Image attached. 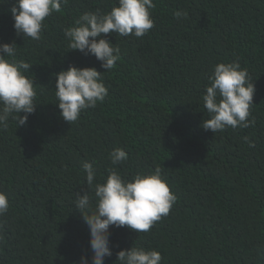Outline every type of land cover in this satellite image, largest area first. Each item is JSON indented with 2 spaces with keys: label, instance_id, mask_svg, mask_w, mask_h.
<instances>
[{
  "label": "trees",
  "instance_id": "obj_1",
  "mask_svg": "<svg viewBox=\"0 0 264 264\" xmlns=\"http://www.w3.org/2000/svg\"><path fill=\"white\" fill-rule=\"evenodd\" d=\"M13 3L0 0V44L14 41L15 59L32 66L26 75L38 107L26 126L10 121L0 130V191L10 201L0 217V264L91 257L89 229L74 207L78 192L95 201L81 165L93 162L103 182L115 148L128 154L116 166L122 175L160 167L177 201L147 233L113 226L105 264L134 242L160 251L162 264H264V0H154L155 25L144 37H104L120 48L108 72L94 56L71 51L64 29L85 12H110L118 0H67L45 19L38 41L17 35ZM234 60L255 84V124L204 130L209 77L216 64ZM70 65L95 67L109 94L69 124L54 91L55 74Z\"/></svg>",
  "mask_w": 264,
  "mask_h": 264
},
{
  "label": "clouds",
  "instance_id": "obj_2",
  "mask_svg": "<svg viewBox=\"0 0 264 264\" xmlns=\"http://www.w3.org/2000/svg\"><path fill=\"white\" fill-rule=\"evenodd\" d=\"M67 0H14L11 14L18 36L40 40L44 21L53 12H60ZM154 0H118V6L110 12H85L74 21V26L64 29V35L71 51L85 56L92 55L101 63L106 72L116 67L120 60V48L104 38L111 33L122 37H144L155 25L152 10ZM177 19H187V11H175ZM16 43L0 44V130H6L9 122L17 127L26 126L29 116L37 110L35 81L26 73L30 63L15 59ZM55 105L61 117L76 122L82 111L95 108L108 96L103 74L95 67L80 68L70 65L67 70L55 74ZM256 92L255 84L247 68L234 60L216 64L209 77L202 96L209 119H204L202 128L222 132L226 128H248L255 124L249 120ZM23 114V115H22ZM247 140V138H245ZM253 146L254 145H250ZM112 168L103 182H97V168L93 162L84 161L81 170L86 174L89 189H94L95 201L88 191L78 192L74 201L89 229L88 252L82 253L78 264H105L113 256L111 231L127 227L137 235L147 233L162 217L167 216L177 201L170 191L167 178L160 167L154 171L137 172L127 178L121 174L118 165L126 163L128 154L123 148L109 153ZM10 208L9 195L0 191V217ZM5 223L0 220V242L5 238ZM264 255V253H260ZM115 264H162V253L145 248L135 242L130 250L115 253Z\"/></svg>",
  "mask_w": 264,
  "mask_h": 264
}]
</instances>
